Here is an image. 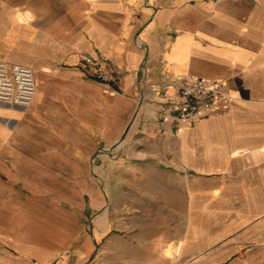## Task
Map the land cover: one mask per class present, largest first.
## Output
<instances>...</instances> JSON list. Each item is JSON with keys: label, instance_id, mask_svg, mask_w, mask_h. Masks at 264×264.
<instances>
[{"label": "crops", "instance_id": "1", "mask_svg": "<svg viewBox=\"0 0 264 264\" xmlns=\"http://www.w3.org/2000/svg\"><path fill=\"white\" fill-rule=\"evenodd\" d=\"M57 3L81 18L82 29L54 19L43 40L60 48L68 61L77 57L76 68L58 66L41 54L32 59L0 55L33 68L25 63L31 62L41 76L35 77L31 113L45 123H51L50 113H71L80 129L104 145L118 143L115 148L145 158L136 163L167 172L176 185L162 192L166 200L160 209L175 215V222L167 227L162 222L140 241L105 243L114 247L107 263L264 264V0ZM17 18L26 23L30 14L18 12ZM72 51L105 58L116 82L95 79L82 55ZM178 75L225 80L233 96L229 111L175 133L171 122L159 118L158 91L170 88ZM0 134H7L1 125ZM85 240L83 251L63 234L36 242L3 229L0 242L14 252L0 249V264H95L88 262L95 245ZM110 256L99 254L96 261Z\"/></svg>", "mask_w": 264, "mask_h": 264}, {"label": "rangeland", "instance_id": "2", "mask_svg": "<svg viewBox=\"0 0 264 264\" xmlns=\"http://www.w3.org/2000/svg\"><path fill=\"white\" fill-rule=\"evenodd\" d=\"M57 2L0 0V55L32 59L41 54L58 66L76 68L77 57L68 61L60 48L43 40L54 19L74 31L82 29L81 18H74L69 6ZM22 11L30 14L26 23L17 18ZM25 63L33 66L39 81L35 65ZM0 110L13 112L0 113V125L7 133L0 134V232L12 229L36 242L63 234L65 241L79 243L83 251L88 239L95 245L88 262L113 264L107 260H113L114 247H104L105 243L114 238L140 241L160 230L162 222L164 227L175 222V215L160 213L166 200L162 192L176 189L167 172L137 164L145 158L115 148L118 143L104 145L96 134L76 126L71 113H50L53 119L45 123L33 116L32 105H0ZM0 249L14 252L1 242ZM106 253L111 256L98 263V255Z\"/></svg>", "mask_w": 264, "mask_h": 264}, {"label": "built area", "instance_id": "3", "mask_svg": "<svg viewBox=\"0 0 264 264\" xmlns=\"http://www.w3.org/2000/svg\"><path fill=\"white\" fill-rule=\"evenodd\" d=\"M81 59L95 79L105 83L116 82L117 73L105 58L83 54ZM36 91L32 67L0 59V104L27 108L34 101ZM158 98L162 105L159 118L171 122L175 133L199 119L225 114L233 100L223 79L181 75L174 79L170 88H160Z\"/></svg>", "mask_w": 264, "mask_h": 264}, {"label": "bare ground", "instance_id": "4", "mask_svg": "<svg viewBox=\"0 0 264 264\" xmlns=\"http://www.w3.org/2000/svg\"><path fill=\"white\" fill-rule=\"evenodd\" d=\"M37 58V57H36ZM38 90H39V88H38ZM37 94V93H36ZM0 105H2V104H0ZM3 106H6V105H3ZM7 107H11V106H7Z\"/></svg>", "mask_w": 264, "mask_h": 264}]
</instances>
